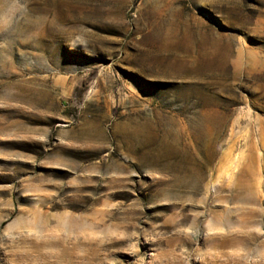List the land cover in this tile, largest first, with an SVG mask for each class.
Returning a JSON list of instances; mask_svg holds the SVG:
<instances>
[{
    "label": "rangeland",
    "instance_id": "obj_1",
    "mask_svg": "<svg viewBox=\"0 0 264 264\" xmlns=\"http://www.w3.org/2000/svg\"><path fill=\"white\" fill-rule=\"evenodd\" d=\"M26 3L0 264H264V0Z\"/></svg>",
    "mask_w": 264,
    "mask_h": 264
},
{
    "label": "clouds",
    "instance_id": "obj_2",
    "mask_svg": "<svg viewBox=\"0 0 264 264\" xmlns=\"http://www.w3.org/2000/svg\"><path fill=\"white\" fill-rule=\"evenodd\" d=\"M26 0H0V30L8 29L18 15L27 12ZM256 259H264V251L257 254Z\"/></svg>",
    "mask_w": 264,
    "mask_h": 264
},
{
    "label": "bare ground",
    "instance_id": "obj_3",
    "mask_svg": "<svg viewBox=\"0 0 264 264\" xmlns=\"http://www.w3.org/2000/svg\"><path fill=\"white\" fill-rule=\"evenodd\" d=\"M190 41V40H189Z\"/></svg>",
    "mask_w": 264,
    "mask_h": 264
}]
</instances>
